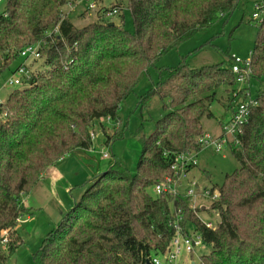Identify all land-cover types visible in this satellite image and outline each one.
Returning a JSON list of instances; mask_svg holds the SVG:
<instances>
[{
    "label": "trees",
    "instance_id": "1",
    "mask_svg": "<svg viewBox=\"0 0 264 264\" xmlns=\"http://www.w3.org/2000/svg\"><path fill=\"white\" fill-rule=\"evenodd\" d=\"M73 1L6 0L0 15V77L14 74L25 62L21 51L38 43L45 66L0 105V264L21 244V217L32 215L24 197L60 160L90 149L96 121L101 120L105 133L108 118L119 126L121 132L109 135L108 142L123 134L119 109L151 68L157 70V81L140 97V105L156 95L166 112L142 138L136 173L114 162L84 182L83 193L45 238L33 263L154 264V256L171 250L179 225L183 235L193 227L211 246L200 264H264V90L236 135L238 142L229 143L240 166L211 189L220 192L219 200L203 209L193 208L182 195L150 194L172 175L175 157L204 148L199 141L206 133L203 119L212 116L218 90L224 88L228 96L220 101L232 108L239 87L232 56L200 68L157 63L197 33L225 23L242 0H128L133 33L114 20L76 27L63 10ZM257 25L249 83L264 76V17ZM204 210L219 214L215 228L202 223L199 212Z\"/></svg>",
    "mask_w": 264,
    "mask_h": 264
},
{
    "label": "rangeland",
    "instance_id": "2",
    "mask_svg": "<svg viewBox=\"0 0 264 264\" xmlns=\"http://www.w3.org/2000/svg\"><path fill=\"white\" fill-rule=\"evenodd\" d=\"M91 1L95 4L94 8L89 6ZM253 1L242 0L239 8L226 19L225 23L221 20L208 30L199 32L181 43L176 49L165 53L157 63L158 67L175 68L186 64L190 68H200L224 63L233 55L243 59L248 58L254 49L258 32L257 23L264 17V13L260 12L258 20H251L255 11L254 5L261 3L264 6V0H257L255 4ZM105 7L108 8V12ZM5 8L6 0H3L0 3V15L4 13ZM114 8L117 9V13L112 11ZM63 10L76 27H83L98 20H114L116 23L123 22L128 32H134L128 0H77L73 7L67 5ZM109 11L115 14L111 15ZM114 15L117 16L114 17ZM20 63L21 60L13 68ZM27 63L33 72L38 73L45 69L42 59H31ZM10 74V71H7L0 77V99L2 100H5L14 89V86L5 85L12 76ZM157 77L156 68H151L149 74L142 76L135 91L121 105L119 116L122 128L125 127L123 134L108 142L109 135L121 132L117 131L119 126L116 128L114 123L108 122L107 133H105L100 126L101 120L96 121V136L92 146L88 149L89 152L79 149L72 152L69 157L60 160L55 165L58 170L55 174L58 178L54 179L52 174H48L44 180L42 178L39 181L28 196L24 197L25 206L31 210L32 215H24L20 219L18 235L21 244L13 252L7 253L5 264H34L33 255L74 204L67 187L72 189L75 199H78L86 188L82 184L95 176L90 177V170L99 169V167L107 170L114 162H119L130 173H136L138 160L142 153V138L148 137L154 131L157 120L166 112L163 102L156 95L140 105V97L148 93L152 82L157 81ZM249 85L251 98L254 99L260 91L264 90V76L261 79L252 78ZM224 91V88H221L217 92V99L210 107L212 116L203 119L205 131L214 137L219 136L224 126L229 124L238 102L237 100L232 108L224 107L220 101L228 96ZM104 153L109 155V159L103 158ZM194 155H196L197 166L190 170L180 190L187 191L194 182L199 188L195 186L196 193L189 198V204L197 208L202 205L210 207L212 200L208 196H202V191L218 189L224 183L226 175L231 174L240 165L230 148L218 152L212 144ZM150 194L156 196L152 189ZM68 200H71L72 204L65 210L64 207L67 208ZM60 215L61 218L58 220ZM199 216L203 221H211L216 225L220 222V216L216 211H200ZM194 231L196 230L191 227L190 232ZM14 239L17 241V236H14ZM210 250L211 246L205 244L204 247L197 248L193 255L183 252L179 255L176 264H193L192 260L190 261L191 256L195 264H200L201 257L207 255Z\"/></svg>",
    "mask_w": 264,
    "mask_h": 264
},
{
    "label": "built area",
    "instance_id": "3",
    "mask_svg": "<svg viewBox=\"0 0 264 264\" xmlns=\"http://www.w3.org/2000/svg\"><path fill=\"white\" fill-rule=\"evenodd\" d=\"M2 1L3 0H0V3H2ZM76 1L77 0L70 2L68 5L70 7H73ZM89 6L90 8H94L95 4L93 3V1L90 2ZM254 7L255 11L253 12L252 17L254 19H259L260 12L263 11L262 9L264 6L261 3H256ZM112 11L115 12L116 9H113ZM40 46L41 44L38 43L28 46L23 51H21V56L25 58V62L18 67L16 72L12 74V76L6 81L5 85L15 87L28 83L33 75V71H31V68L27 62L31 59H40ZM232 59V71L237 75V82L239 83L238 89L233 93L238 102L233 112L232 118L229 124L224 126L223 131L219 136L214 137L206 132L199 138L200 143H202L204 147L212 144L218 152L223 151L225 148H228L229 143L232 140H235V143L238 142V140L236 139V135L242 132V126L248 120L250 108L257 104L256 99L251 98L250 85L249 81H247L253 75L251 67V53L250 56L246 59H243L236 55H233ZM240 94L242 95L239 98ZM2 104L3 100L0 99V105ZM3 115H5V113ZM109 120L110 119L108 118L107 121L109 122ZM95 136L96 134L94 132H91L92 140L95 138ZM103 156L106 158L109 157L107 153H104ZM196 165L197 159L196 155H194V152L179 154L177 157H175L171 165L172 175H167L161 182L157 183L154 186L153 191L156 195L171 194L172 196L182 195L184 197H192L196 193V189L199 188L198 185H195V183L192 182L191 187L185 192L181 191L180 188L183 181L188 178V174L190 172L188 169ZM195 186H197V188ZM202 196H208L212 200V202H214L219 200L221 194L217 189L213 191L211 189H204L202 191ZM203 207L207 206L204 205ZM199 218L201 219L200 216ZM202 223H204L208 228H215L217 226L211 221L202 220ZM176 229L177 234L173 240L171 250L164 256H154L152 259L154 264H176L177 259L181 253L185 252L188 254H193V252L197 248L204 247L205 242L200 232L194 231L193 233H191L189 231L188 234L183 235L181 233L179 225L176 226ZM3 235H5L3 243H6L8 241V231L4 230Z\"/></svg>",
    "mask_w": 264,
    "mask_h": 264
},
{
    "label": "crops",
    "instance_id": "4",
    "mask_svg": "<svg viewBox=\"0 0 264 264\" xmlns=\"http://www.w3.org/2000/svg\"><path fill=\"white\" fill-rule=\"evenodd\" d=\"M255 1V0H254ZM79 149H77V151H78ZM84 151H88L89 152V150L88 149H83ZM74 152H76V150L74 151ZM72 154V153H71ZM79 155V154H78ZM70 155H68L67 157H69ZM103 158L104 159H109V157H104L103 156ZM106 169V168H105ZM104 168H100L99 167V169L98 168H95V169H93V170H90L89 172L91 173L90 174V177H92V175H95L93 178H95V177H97L98 175H100V174H102L103 172H105V171H107V170H105ZM103 171V172H102ZM55 172H58V170H56V167L55 166H53L52 168H50L42 177H41V179L43 178V180H44V178L45 177H47L48 176V174H52V178H54V179H56V178H58V175H56L55 174ZM101 172V173H100ZM62 177V176H61ZM92 178V179H93ZM41 181V180H40ZM67 191L70 193V195H71V198L73 199V203H74V201H75V198H74V195H73V191H72V189H70L69 188V186L67 187ZM28 196V195H27ZM25 202V205H26V199L24 200ZM71 204H72V202H71V200H68V203H67V208H65L64 207V209L66 210V209H68L70 206H71ZM73 205V204H72ZM61 213V212H60ZM27 216H31V215H27ZM22 218V217H21ZM60 218H61V215H60V217H59V219L58 220H60ZM62 219V218H61ZM57 220V221H58ZM61 221V220H60ZM17 235H18V233H17ZM191 255H193V254H191ZM193 258V256H191V258H190V261L191 262H193L194 264H195V261L192 259Z\"/></svg>",
    "mask_w": 264,
    "mask_h": 264
},
{
    "label": "water",
    "instance_id": "5",
    "mask_svg": "<svg viewBox=\"0 0 264 264\" xmlns=\"http://www.w3.org/2000/svg\"><path fill=\"white\" fill-rule=\"evenodd\" d=\"M203 209H204V207H203Z\"/></svg>",
    "mask_w": 264,
    "mask_h": 264
}]
</instances>
